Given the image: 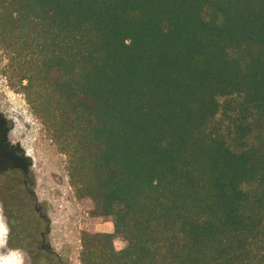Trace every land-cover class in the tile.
Instances as JSON below:
<instances>
[{"label":"trees","instance_id":"trees-1","mask_svg":"<svg viewBox=\"0 0 264 264\" xmlns=\"http://www.w3.org/2000/svg\"><path fill=\"white\" fill-rule=\"evenodd\" d=\"M0 51L67 159L79 264H264V0H0ZM8 128L6 247L64 264Z\"/></svg>","mask_w":264,"mask_h":264},{"label":"rangeland","instance_id":"rangeland-1","mask_svg":"<svg viewBox=\"0 0 264 264\" xmlns=\"http://www.w3.org/2000/svg\"><path fill=\"white\" fill-rule=\"evenodd\" d=\"M18 65L8 63L0 51V115L8 121L6 139L29 158L37 199L45 203L50 220L49 241L64 264H79V237L86 213L75 199L66 172V157L50 140L24 97L16 89ZM96 230L112 232V223L99 220ZM7 226L0 205V264H29L19 250L6 247ZM116 249L122 247L115 240Z\"/></svg>","mask_w":264,"mask_h":264},{"label":"crops","instance_id":"crops-1","mask_svg":"<svg viewBox=\"0 0 264 264\" xmlns=\"http://www.w3.org/2000/svg\"><path fill=\"white\" fill-rule=\"evenodd\" d=\"M100 232V231H99ZM105 232V231H104ZM107 233H109L110 231H106Z\"/></svg>","mask_w":264,"mask_h":264}]
</instances>
